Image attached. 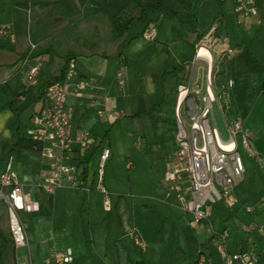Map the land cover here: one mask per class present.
<instances>
[{"label":"crops","instance_id":"1","mask_svg":"<svg viewBox=\"0 0 264 264\" xmlns=\"http://www.w3.org/2000/svg\"><path fill=\"white\" fill-rule=\"evenodd\" d=\"M101 1L80 0L83 7L79 12L44 18L45 7L36 3V0H0V27L7 26L15 38L12 43L9 36L0 35V173L11 158V168L24 192L39 206L36 212L26 213L34 221L30 232L33 243L31 256L28 227L23 223L28 249L14 248L8 231L6 208L0 200V264H16L28 259L31 264H34L33 259L36 264H56L54 254L66 250L70 251V261L60 264H73L80 256L89 257L84 253L86 240L82 242L83 247H80L76 256L70 247L54 252L51 246L47 248V243L53 236L63 239L72 235L85 236L84 218L88 224L87 217L91 216L92 219L96 207V204L93 207L88 201V194L92 190L98 192L95 173L91 176L89 173V161L96 153L100 154L102 148H109L111 132L122 119L136 120L145 113L149 114L147 125L133 128V133H136V138H140L136 146L143 145L147 153H156L162 162L159 174L161 196L153 204H145L132 201L123 194L112 193L109 196L111 210L106 212L102 206L103 212L109 216L99 254L104 255L103 258L109 264H133L139 261L151 264L152 259L157 258V247L145 244L140 230L130 221L145 210L144 213H152L155 218L166 222L170 212L176 208L173 199L165 201L162 180L168 157H172L175 152V78L179 85L193 82L201 75L203 66L200 62H193V55L196 46L205 42L210 35L215 37L214 46L218 45V50L214 49V56L220 53L226 55L223 64L225 71H218L220 85H225L227 80L232 81L226 113L229 119H242L250 131L252 146L257 153L256 159H246L244 173L264 165V128L259 124L258 116L253 114L252 103L253 95L258 94V90L264 98V73L256 63L258 61L264 69V2L257 0V14L244 17L241 23H238L233 11L232 0H190L194 18L184 23L170 18L165 11L156 12L146 22L136 20L131 31L129 25L127 37L130 40L118 57L117 47L123 38L110 40L108 17L92 14L90 10L94 3ZM189 23L194 29L189 28ZM146 28L155 30V37L150 41L141 37ZM206 29L208 31L204 34ZM95 30L98 32L99 44L96 50L90 51L83 43L93 41ZM198 35L201 38L192 46ZM30 45L35 47L31 50ZM216 51L219 53L216 54ZM67 55L74 61V72L68 81L66 98L67 104L73 108L72 129L73 132L88 130L93 138L90 147L83 154L74 153L69 163H75L79 158L87 166V174L82 176L85 186L90 190L59 188L53 196L54 193H47L37 185L38 173L45 166L38 152L34 148L23 149L18 159L15 153H9L8 145L14 139L24 138L23 132L31 116L42 105V95L48 80L59 75ZM31 67L38 69L33 83L26 79V72ZM119 68L125 79L121 86L115 77ZM170 71L174 72L173 75L159 79L163 72ZM78 83L84 84L80 97L75 96V85ZM158 96L164 104L157 105L151 112L145 111L155 104ZM145 129H148L149 136L144 135ZM103 184L107 188L105 173ZM263 184L264 174L262 177H253L251 187L245 188L246 193L240 195V190L238 194L233 193L236 204L249 203L252 197H259L255 195L262 192L257 188ZM45 218L48 219L43 222ZM254 219H264V216L258 214ZM224 221V218L220 219L221 227L225 226ZM195 228L201 232L207 227L200 224ZM249 233L248 238L244 239L264 256V248H259ZM206 243L200 242V245ZM88 246V251H95L91 244ZM106 246L109 247V254L106 253ZM24 252L26 258H21ZM184 256V250L179 248L171 257V263L180 259L183 264ZM210 257L213 258L212 253ZM216 258L219 260V256Z\"/></svg>","mask_w":264,"mask_h":264},{"label":"built area","instance_id":"2","mask_svg":"<svg viewBox=\"0 0 264 264\" xmlns=\"http://www.w3.org/2000/svg\"><path fill=\"white\" fill-rule=\"evenodd\" d=\"M257 0H234L233 11L238 18L257 14ZM264 2V0H260ZM0 35H7L10 41L15 38L7 26L0 27ZM141 37L150 41L155 37V30L146 28ZM215 37L210 35L205 42L199 43L194 51L193 62L202 64L203 72L193 82L176 86L174 101L175 131L173 134L175 152L168 157L163 174L165 201H177L181 211L190 216V225L196 227L205 224L210 237L204 247H200L191 264H214L210 253L212 250L219 256V264H261L256 249L246 241L245 247L234 251L227 248L229 229L224 226L219 231L213 227L211 216L213 206L222 204L231 209L236 200L234 188L242 181L245 166L240 150L249 157L257 158L251 145V134L242 119H228L229 90L232 81L225 85H216L214 71ZM35 45H30L32 50ZM206 49L210 57L199 56V50ZM219 51H216V54ZM37 67L26 72V79L33 83ZM74 72V61L69 60L62 81L48 84L42 95L41 107L31 116L23 137L33 144L45 166L38 173L37 185L47 193H54L59 188L80 189L88 191L83 180L84 163L77 158L72 162L74 153L83 154L93 143L88 130L73 132V108L66 102L68 81ZM118 85H123L122 69L115 73ZM83 83L75 85V96L80 97ZM110 157V150L104 147L98 156L95 177L96 190L103 196L102 206L106 212L111 210V201L107 188L103 184L104 169ZM11 158L0 173V200L7 213L8 231L14 248L28 249L26 228L20 219V213L36 212L38 203L24 192L11 168ZM264 200V198H263ZM253 207L246 206L245 212L251 213ZM249 229L252 228L249 226ZM264 234V225L257 226ZM248 232H250L248 230ZM138 244L137 239L135 240ZM207 245L211 247L207 253ZM56 264L70 261V251L55 253ZM16 264H31L30 260Z\"/></svg>","mask_w":264,"mask_h":264},{"label":"rangeland","instance_id":"3","mask_svg":"<svg viewBox=\"0 0 264 264\" xmlns=\"http://www.w3.org/2000/svg\"><path fill=\"white\" fill-rule=\"evenodd\" d=\"M232 3L234 5V0H232ZM103 17L107 16L103 15ZM136 23V20L131 22L129 31L133 29ZM224 58L226 59V55H223V53L215 56L213 69L216 73H218V71L224 70ZM218 76L219 74H217L215 78L216 85H220L221 83ZM123 80L125 81V79ZM257 93L258 94L253 95L252 99V103L254 105L253 114L258 116L260 120L259 124L263 125L264 128V98L261 96L260 90H258ZM157 101H161V103L164 104L160 96L156 98L154 103ZM160 104H158V106H160ZM145 111H148V109ZM226 114L227 118L229 119L230 116L228 112ZM148 115V113H145L144 116L136 120L124 118L114 127L111 132V144L109 146L111 158L108 160L104 169L105 185H107L109 196L112 193L123 194L132 201L137 203L142 202L145 204H153L156 198L161 196L159 174L162 170V162L156 153H147L143 145L141 147H137L136 142H138L140 138H136V133H133V128L140 127L142 124L147 125ZM169 117L171 118V115ZM144 131V135L149 136L148 129H145ZM173 131H175V126ZM240 152L244 164L246 165V159L249 156L244 150H240ZM98 155L99 153H96V155L89 161L88 169L90 176L96 171ZM251 159L254 158L251 157ZM263 174L264 165H262L261 168H254L253 171L247 174L244 173L242 181L233 192L234 195L236 193L238 194L239 190L241 191L239 193L240 195L241 193H246L245 188L251 187L253 183V177H262ZM263 185H259L257 188V190L260 189V192H262L259 195H255L259 197H252L249 203H235L231 209L226 208L222 204H216L213 206L211 220L213 222L214 229L216 231L220 230L221 218H224L225 226L229 229V238L227 240L228 250L234 251L235 249H238L240 241H242L244 238H248V230L250 231L249 237L255 240L256 245H259V248H264V234L257 230V224L264 225V219L257 221L254 219L258 214L264 216V205L261 204V198L264 196V191H262ZM243 190H245V192H243ZM55 195L56 193L53 194V196ZM102 199L103 196L96 191L92 190L88 194V201L91 202L93 207L94 204H96V207L92 219L90 218L91 216L87 217L88 224L86 223V218H84L85 236L72 235L66 239L53 236L51 241L47 243V248L51 246L53 251L57 252L65 249L66 247H70L73 249V255L76 256L78 250H80V247H83L82 242L86 240V247L84 245V253L89 255V257H77L73 264H109L107 263V260L103 258L104 255L99 254V249L101 248L103 240L106 236L109 216L108 213L106 214L102 210ZM173 204L176 208L170 212V217L166 222H162V220L155 218L152 213H144L146 212L145 210L141 213H137L134 217L135 219L133 220L132 218L130 221L132 222V225L136 226L138 230H140L141 234L143 235H141V237L143 238L145 244L148 246L157 247V258L152 259L150 262L151 264H154L155 262L158 264H173L174 262L171 263V257L178 252L179 248L185 252L182 263L191 264L198 249L200 247H204L200 245V242L206 243L210 237V231L208 228L198 232L195 227L190 225L189 222L191 217L183 214L177 201L173 202ZM247 205L254 208L251 213L246 215L245 207ZM20 219L28 227L27 237L32 256L33 243L30 232L33 230V217L30 214L20 213ZM46 219L48 218L43 219V222ZM1 224L2 222L0 221V225ZM249 226L252 228L251 230L249 229ZM90 244L92 245V248H94V252L88 251L87 246L89 245L88 247H90ZM207 246V249H205L206 253L211 250V247L209 245ZM107 247L108 246H106L105 250L107 251L106 253L109 254V247ZM20 256L21 258H26L25 252L24 255L22 253ZM212 256V262L214 264H219V260L216 258L218 255L213 250ZM33 262L36 264L34 259Z\"/></svg>","mask_w":264,"mask_h":264},{"label":"trees","instance_id":"4","mask_svg":"<svg viewBox=\"0 0 264 264\" xmlns=\"http://www.w3.org/2000/svg\"><path fill=\"white\" fill-rule=\"evenodd\" d=\"M36 3L45 7V12L42 17L47 18L55 15H68L72 13L79 12L83 3L80 0H36ZM92 14H103L106 15L110 22V40H117L123 38V40L118 44L117 56L119 57L122 49L128 44L130 38L127 37L128 28L133 20L140 22H146L150 15L165 11L167 15L174 19H178L180 23L189 22L188 20L193 19L194 15L192 12V5L190 0H102L100 3H94L90 7ZM189 28L194 29L192 23H189ZM208 29L204 30V34ZM201 38L200 35L197 36L196 41L192 44H196L197 40ZM99 44V36L97 30H95L94 39L92 42H84L83 46L90 51L96 50ZM249 52V50H248ZM70 57L67 55L64 59V65L56 77L48 80L46 86L53 81H62L65 75L68 62ZM257 65L262 69L258 61ZM173 71L163 72L159 77L162 80L167 75H173ZM216 73L215 75H217ZM175 85H178V80L175 78ZM262 93L264 94V81L262 83ZM161 101H157L149 110L151 112ZM105 136V135H104ZM9 153H15L17 158L21 157V150L33 148V144L24 138L14 139L9 143ZM84 176L87 174V166H84ZM246 246V239L242 240L241 247ZM260 257V263L264 264L263 254L256 250ZM133 264H145L142 261L135 262ZM173 264H181V260L178 259Z\"/></svg>","mask_w":264,"mask_h":264},{"label":"bare ground","instance_id":"5","mask_svg":"<svg viewBox=\"0 0 264 264\" xmlns=\"http://www.w3.org/2000/svg\"><path fill=\"white\" fill-rule=\"evenodd\" d=\"M198 55H199V56L210 57V54H209L208 51H206V49H204V48H201V49L199 50Z\"/></svg>","mask_w":264,"mask_h":264}]
</instances>
